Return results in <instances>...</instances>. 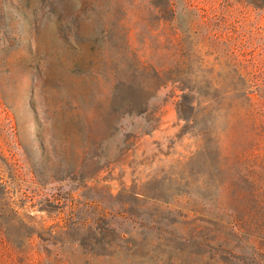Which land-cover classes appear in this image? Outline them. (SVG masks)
I'll return each mask as SVG.
<instances>
[{
	"label": "rangeland",
	"instance_id": "obj_1",
	"mask_svg": "<svg viewBox=\"0 0 264 264\" xmlns=\"http://www.w3.org/2000/svg\"><path fill=\"white\" fill-rule=\"evenodd\" d=\"M175 1L174 17L165 0H0V210L5 196L27 215L0 219V264L10 243L33 264H264L246 238L192 224L186 204L228 206L246 189L241 127L219 118L203 141L180 114L183 90L149 93L132 70L135 50L178 62L176 26L206 35L196 48L208 51L264 46V0ZM217 55L198 79L226 76Z\"/></svg>",
	"mask_w": 264,
	"mask_h": 264
},
{
	"label": "trees",
	"instance_id": "obj_2",
	"mask_svg": "<svg viewBox=\"0 0 264 264\" xmlns=\"http://www.w3.org/2000/svg\"><path fill=\"white\" fill-rule=\"evenodd\" d=\"M175 5V0H165L161 9L164 14L168 11L175 17L178 12ZM189 11L187 7L185 13ZM164 18L167 23L168 17L164 15ZM170 30L168 40L175 43V49L168 52V55L178 62L155 64L145 59V54L140 50L133 51L132 70L134 75H140L139 86L150 93V90L170 82L177 84L183 90L178 102L180 114L183 119L191 122L194 134L203 141L219 118L223 120L222 131L228 132L233 126L241 127V145L236 150V157L241 164V177L246 189L238 191L233 196L235 202L228 206L204 201L201 206L189 197L186 204H193L188 211L191 223L197 227L207 226L210 231L224 226L228 232L215 235L218 240L231 243L234 238L244 237L254 245L257 254L264 255V46L256 45L240 52L235 48L208 51L202 49L201 45L196 48L206 37L198 29H180V26H176ZM186 38L194 39L195 50L201 55L202 65L198 71L188 61L190 51L185 46ZM211 41L217 44L215 40ZM213 53H218L216 57L222 56L226 60V64L220 67L226 76L221 80L204 77L198 79L199 72L208 71L204 64H208V57ZM147 70L154 71L149 79L145 76ZM147 99L144 96L134 97L130 104L134 110L142 109ZM26 217V214L13 206L8 197L2 198L0 219L25 221ZM10 244L2 252L5 261L10 264H33L28 250ZM229 250L232 252L233 247L225 251Z\"/></svg>",
	"mask_w": 264,
	"mask_h": 264
}]
</instances>
